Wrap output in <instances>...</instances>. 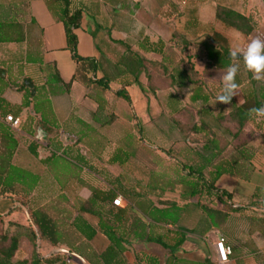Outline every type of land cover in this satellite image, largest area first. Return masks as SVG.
Masks as SVG:
<instances>
[{
	"label": "crops",
	"instance_id": "obj_1",
	"mask_svg": "<svg viewBox=\"0 0 264 264\" xmlns=\"http://www.w3.org/2000/svg\"><path fill=\"white\" fill-rule=\"evenodd\" d=\"M140 1L131 0V2H135V9L138 8ZM145 1H147V6L145 4L146 7H144V3H141V8H145L147 17L151 20L148 25L158 34L156 41L152 42L142 34L143 29L139 31L133 29L135 19L129 13H122L127 15L122 16L123 24L118 26V16L122 12V0H72L74 6L82 8L81 24L75 30L78 38L77 50L81 48V42L83 43L82 50L84 52L79 55L95 58L99 62L96 77H107L110 80V91H104L96 86L86 87L79 81H73L67 91L64 83L70 81L76 65L66 49L63 23L57 16L60 5L54 6L55 13H53L49 9L47 0H0V13L8 15L7 19L15 26L14 33L11 34L13 41L0 43V69L3 72V80L0 81V214L5 216L8 214L7 216L14 218L20 212L16 209L20 208L25 214L24 222L21 224L25 225L27 208L21 206V200L28 203L33 211L46 213L55 221L60 234L71 236L61 245L65 250L64 253L69 249L77 251L88 262L80 256L78 259L86 264H93L91 261L103 264L102 260L96 259L95 256L102 255L107 251L109 241L98 231L90 240H86L82 236L79 228L84 229L87 224L96 229L98 219L80 212L79 204L89 198L92 188L97 190L100 197L109 194L110 181L114 178H118L121 184L125 185L121 177L112 176L109 172V168L112 166H117L120 169L126 166L113 165L109 162L112 154L119 147L108 157L106 162L108 165H98V162L95 164L96 157L100 156L101 151L105 148V141L101 138L102 135L97 133L96 125L104 129L118 121L116 108H113L112 101H117L121 106L127 108L129 116L132 118L127 103L115 97L113 92L122 86L126 87L130 96V91L136 86L149 91V89L155 88L153 86L155 75L162 76L168 80V86L172 90L175 87L178 90L183 87L192 88L194 92L190 95L188 104L194 107L200 116H211L206 107L209 98L203 95L202 91L206 87V80L219 73L223 75L225 70L215 73L209 78H203L205 85L201 89H195V87L181 82L179 73L183 59L191 56L193 59L191 63L194 64V69L198 73L202 72L205 60L195 57L193 49L179 51L173 48L169 42L173 32L181 34L187 41L205 40L216 33L220 40L225 41V46L229 49L228 39L213 26L217 23L230 29L215 19L217 4L231 7L240 13L251 16L257 28L254 17L234 5L214 3L211 20H208L205 11L209 10V7L206 6L209 0H179L183 4L190 1V6L187 7L185 13L181 11L175 0H168L167 12L163 19H160L161 9L156 8L155 5L149 6V1L153 0ZM114 4L117 5L114 6ZM103 8L114 10V15L110 16L108 21L101 13ZM140 24L143 26L141 22ZM166 27L170 29L167 31ZM230 30L244 36L238 31ZM134 33L138 34L136 45L132 44L133 46L130 47L129 42L134 37ZM147 42L153 44L151 48H154V51L141 49V45L146 46ZM165 45L178 54L176 73L162 58L164 51H161ZM144 54H157L158 58H150ZM229 54L228 52L227 58L230 59V62L226 64V68L234 60H238L229 58ZM141 59L148 63H157L156 65L159 63L161 66L158 67L161 69L156 66L142 65ZM196 61L201 62L200 67H196ZM144 68H150L149 74L154 78L148 80ZM162 69L169 72L172 77L168 74H158L157 70ZM249 76L252 74H248ZM25 79L30 80L35 89L34 97L29 98L26 105L25 93L15 89ZM154 93H151L153 97H155ZM258 96L259 93L256 99ZM131 99L133 102L132 96ZM256 99L251 97L250 100L236 103L233 98L232 101L235 104L231 101V106L226 112L215 115L213 121L215 122L216 117L226 114L233 105L242 106L245 102L250 104L252 100ZM167 102L170 106L171 117L187 112L184 109L186 106L180 105V94L170 93ZM134 105L133 102L134 111L139 120V113ZM7 115L18 118L19 126L11 127L5 121ZM111 116L114 118L108 122ZM253 119L255 121L256 116ZM172 122L179 132L187 136V139L190 135H196L201 137L204 143L202 146L204 153L192 150L201 165L194 167L192 164L185 163L186 165L200 171L205 176L212 171H224V174L217 180L216 186L231 194L230 201L234 207H241L237 212L229 214L227 222L231 217L248 213L250 233L262 238L264 244V233L260 231L264 230V208L253 204L256 201H264V136L263 143L253 145L252 141L240 150H236L234 146L238 144V141L231 139L215 122L220 132L231 140L232 152L227 157H223L221 150L216 145L214 130L194 116L188 122L198 125L204 123L213 132L214 146L219 154L211 162L209 160L215 153L212 155L207 146L208 132L186 134L179 129L178 125H181V122L174 118H172ZM250 127L253 128V124L246 130H249ZM38 130H41V138L37 136ZM138 133L141 131L138 130ZM261 134L264 135V130ZM65 137H69V140ZM76 139L78 142L74 143ZM72 143L75 147L84 143L83 146L89 152V156L84 157V153L78 151L77 148L71 149L69 145ZM4 186L7 188L6 192L1 191ZM125 186L138 193L134 202L124 199L122 195H117L121 198L122 208H127L129 211L121 230L124 234L126 248L123 257L128 264H154L155 258L160 261V257L155 255V246L162 247L154 241L155 237L163 235H166L167 238L174 237L176 230H181L185 235L182 246L176 252L178 258L187 264L201 263L205 258H208L205 254H202V258L195 256L202 250L203 241L206 240L205 236L211 230L223 229L226 224L219 229L210 225L208 218L194 206V199H181L180 184L177 181H170L164 185L162 191L155 188V190L149 191V194ZM166 195H173L176 199L168 201L164 199ZM208 200L206 196L201 198L202 202ZM55 203L69 205L70 209L72 207L73 215L68 214L62 217L63 215L52 214V209L55 211L56 209L49 205H55ZM170 203H176L179 207L178 223L171 225L156 222L155 215L153 216L155 206L164 208L169 207ZM139 206L142 208L139 209ZM70 209H67L68 212ZM59 211L63 212L64 208H60ZM172 214L175 216L176 212L172 211ZM184 219H188V223L193 225L186 227ZM58 220L61 222L59 223ZM187 229H190L191 232H187ZM130 246H139L140 249L133 251ZM163 251L166 254L162 258V262L160 261L161 264H165L170 256L169 250L163 249ZM229 261L232 264L238 263L235 249H232Z\"/></svg>",
	"mask_w": 264,
	"mask_h": 264
},
{
	"label": "trees",
	"instance_id": "obj_2",
	"mask_svg": "<svg viewBox=\"0 0 264 264\" xmlns=\"http://www.w3.org/2000/svg\"><path fill=\"white\" fill-rule=\"evenodd\" d=\"M47 2L49 3V9L53 11V13H55L53 10L54 6L56 4L60 5V9L57 11V16L63 23L66 49L69 51L70 56L76 65L72 78L69 82L64 83L66 90H69L73 81H79L86 87L96 86L104 91H110V80L105 76L100 78L96 77L99 62L95 58L82 57L77 53L78 38L75 30H77L81 24L82 8L74 6L72 0H47ZM116 5L117 4H114V6ZM7 16L8 15L6 14L3 15V13H0V43L13 41L11 34L14 33L15 26L9 22ZM215 19L222 23L225 27L238 31L245 37H250L256 30V24L251 16H247L222 4H217L215 7ZM169 42L173 48L179 51L193 49L195 50V57L200 60H205L201 73L195 71L194 64L191 63V60H193L191 56L181 61L179 79L181 82L195 87V89H201L205 85L203 78H209L215 73L225 70L226 64L230 62V59L227 58L228 49L225 46V41L220 40L219 35L216 33H213L205 40L187 41L181 34L173 32ZM151 46H153V44L147 42L146 46L141 45V49L154 51L155 49H152ZM141 63L145 66H156V68H160L158 66H161L159 63L158 65H156L157 63L152 62L148 63L144 59H141ZM144 72L148 80L154 78L151 74H149L151 72L150 68H144ZM157 73L170 75L169 72L167 73L163 69L157 70ZM2 74L3 72L0 69V81L3 80ZM15 89L25 93V105L28 103L27 101L29 98L31 99L34 97L35 89L32 82L28 79H25ZM149 92L153 94L154 89H149ZM113 95L127 103L132 119L139 127L140 125L134 111L133 102L129 92L126 90V87L122 86V88L114 91ZM262 106H264V88L261 89L258 99L254 101L252 100L250 104L245 102L242 106L233 105L226 114L215 118V122L223 130V132L231 139L238 141V144L234 146L236 150H240L243 146L247 145L248 141L244 139L247 131L246 129H248V127L255 122L253 119L255 115H249L248 110L250 108H259ZM113 118L114 117L111 116L108 122H111ZM263 118L260 124H256L262 125L264 130ZM178 126L179 129L186 134L190 132L199 134L207 131L209 136L206 142L207 146L209 151L212 152V155L215 153L209 161L212 162L216 156H218L219 153L216 151L214 146L213 132L206 124L201 123L198 125L196 123L188 122L185 125L181 124ZM66 139L69 140V137H66ZM77 142L78 139L74 143ZM166 153L168 154V151H166ZM129 159L128 152L118 148L112 154L109 162L113 165L123 166L128 163ZM180 170L182 175L177 182L180 184L179 194L181 199H194V206L208 218L210 225L219 229L226 224L230 213L240 210L241 207H234L233 203L230 201L231 194L216 186L217 180L222 174H224V171H212L205 176L200 171H196L186 164H182L180 166ZM110 184L111 189L109 194L106 196L100 197L97 194V190L92 188L90 189L91 195L89 198L80 202L79 211L97 218L98 224L96 229L86 224L84 229L79 228V230L86 240H90L97 231L102 233L107 238L109 241V248L102 255L95 256L96 259L102 260L103 264H128L123 257L126 248L124 246V234L121 230L129 211L127 208L114 206L112 202L116 197H119L117 195H122L124 199L134 202L138 193L121 184L118 178H114L110 181ZM1 191L6 192V186L2 187ZM204 196H206L209 200L202 202L201 198ZM20 204L21 206L27 208L26 224L22 225L17 221H9L8 223L10 226L26 227V231L24 233L32 243L33 255L30 260H14V257L19 249V240L21 238L19 233L9 234L7 232L4 221L5 215L0 214V264H67L68 258L78 259V256L84 258L82 254L71 249H69L66 253L58 255H51L49 257L40 256L36 251L35 241L37 239L47 242L51 247H58L68 241L71 236L60 234L55 221L46 213L33 211L29 207L28 203L23 200L20 201ZM165 204L167 205L168 203ZM253 204L257 207L264 208V201H256ZM138 208L140 209L142 206H139ZM16 210L22 211L20 208H17ZM172 211L176 212L175 216L172 214ZM154 212L153 216L155 215V221L158 223L173 225L177 224L179 221V207L176 203H170L169 207L164 208H158L155 206ZM149 215H152V213H149ZM260 231L264 233V230ZM184 239L185 235L181 232V230H176L174 232V237L167 238L166 235L155 237L154 241L163 249L169 250L170 252V256L165 264H187L176 255V252L179 251ZM91 262L93 264H98L96 261ZM154 264L161 263L157 258H155ZM195 264L214 263L210 261L209 258H205L203 262Z\"/></svg>",
	"mask_w": 264,
	"mask_h": 264
},
{
	"label": "rangeland",
	"instance_id": "obj_3",
	"mask_svg": "<svg viewBox=\"0 0 264 264\" xmlns=\"http://www.w3.org/2000/svg\"><path fill=\"white\" fill-rule=\"evenodd\" d=\"M167 1L168 0L149 1V6L155 5L156 8L161 9L160 19H163L164 14L167 12ZM146 2L147 1L145 0L138 2L140 8L138 6L139 10L136 11L138 8L135 9V2H131V0H122V12L120 16H118V26L123 24L124 19L122 16L127 15L122 13H129L134 16L135 19L133 29L137 31L143 29L142 34L147 37L148 41L152 42L156 41L158 34L155 30L151 29L150 25H148L151 20L148 19L149 17H147L145 8H141V3H144V7L147 6ZM175 2L183 13H185L187 7L190 6V1H187L185 4L179 0H175ZM214 3L238 6L240 9L244 10L245 13L252 15L257 22V28L250 37L241 36L230 29L224 28L220 24H213L214 28L228 39L229 53L237 46L243 48L252 37H260L264 39V0H209L208 4H206V6L209 7V10L205 11L206 19L208 20H211ZM101 13L106 21H108V18L114 15V10L103 8ZM169 27H166L167 31L170 29ZM137 36L138 34L134 33V37L129 42L130 47L133 46L132 44H135ZM82 44L83 43L81 42V50L79 48L77 50V53L80 55L84 52L82 50ZM162 48L161 52L164 51V54L162 55L164 62H166L169 68L176 73L179 61L178 54L173 52L168 45H165ZM145 56L158 58L157 54H147ZM234 63H239L240 65L239 71L236 75V82L240 85V88L238 89L237 96L233 97L234 101L236 103H242L243 101L250 100L251 97L256 99L258 93L261 92V88H264V80H254L252 79V76L248 77V74L251 73L244 69L242 60H234L232 64ZM200 66L201 62L196 61V67ZM221 77L222 74L219 73L206 80V87L204 91H202L203 95L209 98L206 107L211 113V116H200V114L197 113V110L188 104V99L194 92L192 88L183 87L178 90L177 87H175V89L172 90L168 86V80L157 75H155V81L153 84L155 87V97H153V95H151V93L145 88L139 89L137 86L130 91L135 104V109L140 117V121L138 120L139 127L135 124V121L130 118L127 108L121 106L117 101H112L113 108H116L115 110L118 115V121L104 129H101L96 125L97 133H99L100 136L102 135L101 138L105 141V148L101 151L100 156L96 157L97 160L95 161V164L98 162V165H108L106 164L108 157L117 147H119L128 152L130 159L123 169H120L117 166L109 168L110 174L112 176L121 177V180L125 185L133 187L143 193L149 194V191L155 190V188L159 189L158 191H162L166 183L170 181L176 182L180 179L182 175L180 165L185 163L192 164L194 167L201 165L193 155L192 150L194 149V151L204 153V149L202 148L204 144L202 138L196 135H190L187 139V136L179 132L172 122V118H174L182 124H185L194 116H196L197 120L204 121L212 130H214L217 141L216 145L219 150H221L222 156L227 157L232 152L230 146L231 140L220 132L218 126L213 121L215 115L226 112L231 106V103L225 105L216 100V96L221 87ZM175 92L180 94V105L184 104L186 106L184 109H186L187 112L175 114L171 117L170 106L167 104V99L170 93ZM140 103L141 105H139ZM256 118L257 119L253 123V128L250 127L249 130L246 131L244 138L248 143L253 141V145L263 143L264 136L261 134L263 130L262 125H258L261 123L262 117ZM137 129L140 130L141 133H138ZM83 145L84 143H81L80 146L75 147L74 143H72L69 147L71 149L77 148L78 151L80 150L84 153V157H88L89 152H87ZM166 151H168V154ZM96 174L98 175L99 173ZM164 199L172 201L173 199H176V197L173 195H166L164 196ZM154 200L157 201V199ZM157 205L159 206L158 203ZM49 206L56 209V211L58 210L56 212L52 209V214L63 215L62 217H65L68 214L73 215L72 207L70 209V206L67 204L61 205L60 203H55V205L52 204ZM60 208H64V211L60 212ZM67 209H70L69 212ZM248 215V213H244L239 216L231 217L223 229L211 230L208 235L205 236L206 240L203 241L202 250H200L195 257L202 258V254H205L209 260L214 263L215 254L212 244L218 235H222L225 238V242L230 245L232 249H235V254L238 258L237 264H264L263 240L258 235L253 236L250 233L251 229L248 227ZM24 216V212L20 211L14 216V218L7 215L4 218L5 229H7V232L9 234L19 233L21 238L19 240V249L14 260H30L33 255L32 243L24 233L26 227L10 226L8 223L12 219L18 223H23ZM184 220L186 221L184 223L186 227L193 225L188 223V219ZM58 222L60 223L61 221L58 220ZM187 232H191L190 229H187ZM35 243L36 251L40 256L49 257L51 255L64 253L61 251V249H64L61 246L51 247L47 242L40 241L39 239H37ZM130 247L133 251L140 249L139 246ZM165 254L166 253L162 248L155 246V255L160 257L161 262ZM67 260V264H86L81 259L68 258ZM227 264L232 263L229 261Z\"/></svg>",
	"mask_w": 264,
	"mask_h": 264
},
{
	"label": "clouds",
	"instance_id": "obj_4",
	"mask_svg": "<svg viewBox=\"0 0 264 264\" xmlns=\"http://www.w3.org/2000/svg\"><path fill=\"white\" fill-rule=\"evenodd\" d=\"M230 56L242 60L244 69L252 74L254 80H264V39L252 37L241 48L237 46L231 50ZM239 63L230 64L221 77V87L216 96L217 102L221 104H230L233 97L237 96L239 84L236 82V75L239 71ZM249 115L264 117V106L259 108H250Z\"/></svg>",
	"mask_w": 264,
	"mask_h": 264
},
{
	"label": "built area",
	"instance_id": "obj_5",
	"mask_svg": "<svg viewBox=\"0 0 264 264\" xmlns=\"http://www.w3.org/2000/svg\"><path fill=\"white\" fill-rule=\"evenodd\" d=\"M5 121L13 128L19 126L20 121L18 118H14L11 115L5 117ZM113 205L116 207H122V201L120 197H116L113 200ZM214 253H215V262L214 264H226L229 261L230 256L232 255V248L227 245L225 238L222 235H218L214 241Z\"/></svg>",
	"mask_w": 264,
	"mask_h": 264
},
{
	"label": "water",
	"instance_id": "obj_6",
	"mask_svg": "<svg viewBox=\"0 0 264 264\" xmlns=\"http://www.w3.org/2000/svg\"><path fill=\"white\" fill-rule=\"evenodd\" d=\"M228 57L231 58V59H236V58L231 57L230 54L228 55ZM40 134H41V130H38V135H37L38 138H41L40 137L41 136ZM61 251L64 252L65 250L61 249Z\"/></svg>",
	"mask_w": 264,
	"mask_h": 264
}]
</instances>
